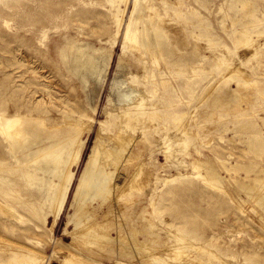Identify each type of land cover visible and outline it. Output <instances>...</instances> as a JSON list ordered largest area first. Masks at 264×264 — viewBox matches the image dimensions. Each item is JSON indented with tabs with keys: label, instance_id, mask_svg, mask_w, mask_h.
<instances>
[{
	"label": "rangeland",
	"instance_id": "rangeland-1",
	"mask_svg": "<svg viewBox=\"0 0 264 264\" xmlns=\"http://www.w3.org/2000/svg\"><path fill=\"white\" fill-rule=\"evenodd\" d=\"M126 1L122 7L123 20H126L132 8L130 0L127 3ZM243 1L245 0H203L201 8L198 9L205 20L200 28L201 31H198L203 35L198 39V44L201 46L200 52L207 56L203 67L201 66L203 71L201 70L198 74L190 73L189 66L185 74L191 78V81L186 83L184 88L180 86V78L171 75L167 89L163 90L159 87L154 98L149 99L151 102H158L159 110L157 114L147 118V121L144 119L143 125L148 124L149 127L142 129V125H136L137 128L133 131L131 128L126 129L136 137L132 147L133 154L139 153V148H144V152L140 157L135 158L134 162L125 163L122 168L132 169L142 163L146 165L143 171H150L152 175L141 177L139 181L142 185L144 184L142 188L140 187L142 191L136 190L134 196L129 197L130 201H127L128 198L124 201L127 207H131V211L135 204L140 205L139 212L145 213L147 222L125 224L128 225V229L132 227L141 229L149 228L150 221L154 223L156 225L154 230L160 235L161 241L152 246L150 254L158 253L168 262L166 264H178L183 255L185 256L183 259L193 257L199 254L198 250L201 248L217 252L220 260L203 257L201 264L244 263L245 254L252 251L262 257L260 264H264V230H262L264 222L259 220L260 215L264 216V210L258 208L254 200L251 201L246 194L247 197L243 192L238 191L234 183L227 182L231 176L245 178L244 181L247 182L246 168L250 164L256 166L254 172H248L250 176L254 177L256 172L262 170L260 175L264 177V154L252 151L248 147L250 145L242 141L245 139L244 134L250 133V130H242L243 128L239 126L241 122H255L264 131V90L261 95L257 93L258 90L264 89V0H246L248 6L245 8ZM187 2L196 3L195 0H187ZM156 5L162 10L158 2ZM27 6L30 4L22 3L19 8L26 9ZM89 10L92 15L87 21L71 22L66 19L58 21L59 32L70 33L79 44L87 45L94 50L96 57L99 58L96 72L87 78L83 77V68L71 69L61 57L42 53L38 41L40 36L26 33L29 29L21 28L23 23L18 15L11 18L10 26L20 30L18 33L20 37L12 39L14 33L9 32L7 37L3 39L0 37V78L8 86L20 85V93H23L22 99L12 96L9 98L10 102L13 104L26 102L29 106L36 105L42 112L46 111L44 114L48 116L46 118L48 124L58 125L53 133H58L61 139L66 140L63 147L68 145L62 155L66 156L63 168L74 173L64 199L63 191H60L63 183L65 185L64 178L49 179L47 174L45 176L42 172H38V180L24 182L21 189L29 194L27 200L31 202L32 208L25 209L21 204H17L14 211L22 217L20 222L7 221L0 215V234L4 233V236L12 242L18 241L22 235L32 237L34 243L30 247L34 254L42 257L40 262L36 261V264H66L64 262L66 256L89 264H117V261H121L122 264H146L147 261L144 262V260H147L148 256L138 257L139 259L125 258L119 255V249L116 246L111 245H108L110 248L106 246L103 253L100 251L95 255H86L83 253L86 247L81 233L93 225L94 219L84 220L78 226L75 222L76 215L72 201L76 180L85 168L98 133L104 137H110L121 123L120 116L117 115L127 107L126 103H120L117 99L112 88V81L114 79L122 81L123 89H142L139 84L142 79L140 62L145 58L140 57L141 53L130 52L131 48L125 43L123 30H116L115 23L110 18L105 19L98 15L97 12H102V8L94 6L89 7ZM251 10L255 12V17L250 16ZM187 18L193 19V16L188 13ZM253 20H261V22L254 24ZM184 22H180L181 25ZM246 29L250 31L248 36L254 41L248 44L249 46H246L241 36ZM211 32L213 37L208 39L207 35ZM47 34L52 37L55 31L51 30ZM179 38L177 36L178 42ZM47 42H49L48 39ZM187 42L188 46L179 50L181 53L191 50L193 41L190 36ZM224 61L230 65H225ZM145 62L147 67L155 69L149 59ZM15 63L17 69L24 72L23 79L27 80L24 84H21V78L9 73ZM163 65L162 59L158 68L160 69ZM159 69L156 70L159 71ZM235 70L237 73L238 70L243 72V76H238L239 78L235 76ZM230 71L233 74H230ZM209 79H213L210 84H208ZM216 83L222 92L227 93L238 89L239 96L237 95L236 98V95H233L230 97L231 100L230 98L227 100L230 104H227L226 100L221 103H225V108H219L221 104H214L209 98L213 92L215 93L214 84ZM173 89L178 91L174 92ZM162 95L164 98L161 97ZM33 96L34 98L41 96L37 104L34 103ZM165 112L168 117H165ZM158 114H163V117L159 118ZM64 115L67 118H62ZM22 121H25V118L19 124ZM173 121L176 122L173 123ZM70 125L73 126L72 130L68 128ZM181 129H186L188 136ZM65 130H70L66 136L63 133ZM166 149L168 156L164 153ZM202 161H207L217 168L221 177L225 179L226 184L223 188H218L212 182L204 183L203 179L197 177L200 170L204 171H201V174L205 175L206 172L205 165L200 163ZM197 163L201 164V167L200 165L197 167L199 172L195 166L193 167ZM32 164L30 163V166ZM230 167L235 169L226 170ZM177 172L190 175L189 179L178 180L173 185L183 188L182 192L177 193L179 204L170 200L171 196L165 193L166 187H163L161 183L167 177L177 175ZM48 181L59 184L51 196L46 195L48 188H40L44 184L48 185ZM136 182L138 180L133 183ZM153 183H156L155 186ZM231 195L234 199H230ZM241 199L249 203L238 204ZM152 203L153 207L149 205ZM237 204L239 207L241 205V210L237 208ZM105 207H98V199H96L86 208L85 214L89 215L93 209H96L97 216H100ZM219 231H223V235L212 241V235ZM176 232L178 235L189 233L191 237H194L191 243L196 246L191 247V250L187 249L190 256L182 254L179 260L175 253H172V249L175 246H181L184 241H180V245L176 243L179 242L178 239H175L176 242H171L177 235ZM169 233H171L170 236ZM143 236L142 234L139 237L142 239ZM54 241H57L56 245ZM110 250L115 253H110ZM174 255L177 261H174ZM168 257L172 260L168 261Z\"/></svg>",
	"mask_w": 264,
	"mask_h": 264
},
{
	"label": "bare ground",
	"instance_id": "bare-ground-1",
	"mask_svg": "<svg viewBox=\"0 0 264 264\" xmlns=\"http://www.w3.org/2000/svg\"><path fill=\"white\" fill-rule=\"evenodd\" d=\"M125 1L126 0H0V37L2 39L7 37L8 32L14 33L12 39L13 37H20L18 36L20 30L16 28L15 30L10 26L11 18L18 15L20 21L23 23L21 28L24 30L26 28L29 29L26 33L37 34L40 36V38L38 37V41L42 48V53H49L53 56L61 57L62 61L65 64H69L71 69L83 68V77L87 78L90 74L96 72V64L99 62V58L96 57L94 50L87 45L79 44L78 40L70 33L59 32L58 21L60 19L70 20L71 22L87 21L92 15L89 7L95 6L103 9L101 10L102 12H97L99 16L105 19L110 18L112 22L115 23L116 30H123L125 43L131 48L130 52H132V54L141 53L140 57H145L141 59L140 62L142 79H140L139 84L142 86V89H123L122 87L124 84L122 81L118 79H114L112 81V88L117 99L120 103H126L127 107L121 110L117 115L120 116L119 122L121 123L118 127H116L110 137H104L98 133L95 145L85 168L76 180L72 207L74 208L76 215V226L84 222V220L94 219L93 225L81 233V238L84 240L86 247L83 249V253L86 255H95L97 252L100 253V251L103 253L105 247L111 245L114 247L116 246L119 249V255L121 254L125 258H142L148 256L147 260H144V262L147 261L148 263L149 261L150 264H166L168 262L163 260L164 258L162 259L158 253L157 255L155 253H151L152 255L150 254L152 246L161 241L160 235L156 234V231L154 230L156 229V225H154V223H151L150 221L148 223L150 226L149 228L145 227L141 229L137 227L128 229V225H126L128 223L138 224V222L141 221L147 222L148 219L146 218L145 213H143V211L139 212L140 205L135 204L133 211H131V207H127L125 205L126 203L124 204V201L127 198V201H130L129 197H133L136 190L137 192L138 190L142 191L141 188L144 184L142 185L139 181L141 177L143 178L145 176L147 177L152 175L150 171H143V168L146 165L142 163L139 166H134L132 169L122 168L125 163L134 162L135 158L140 157L144 152V148H139V153L133 154L132 147L136 141V137L134 134L130 133L131 131L127 132L126 129L131 128L133 131L134 128H137L136 125H142V129H147L149 127L148 124L143 125L144 119L147 121V118L149 119L159 111L157 107L158 102H151L149 99L154 98V96L158 93L159 87H162L163 90L167 89L171 75H175L180 78V86L181 88H184L186 87V83L191 81V78L185 74L186 70L189 69L188 67L190 66L188 71L193 74H198L202 70L203 63H205L207 56L205 57L202 55V52H200L201 46L198 44V39L199 36L201 37L203 35L201 32L199 34L198 31H201L200 28L205 20L201 17L198 9L201 8L203 0H195V4L188 3L187 0H130L129 3L132 6L131 11L126 20H123L122 13L124 10L122 7H124L123 4ZM156 2L159 3L162 10L157 7ZM22 3L30 4V6H27L26 9H20L19 7ZM242 4L244 8L248 6V2L246 0L243 1ZM19 10L20 12L18 13ZM188 13L193 16V19H186ZM250 16L255 17V12L251 10ZM182 21H185V24L182 23L181 25L180 22ZM258 21L261 22V20H253L252 22L256 24ZM253 23H251V25ZM51 30L55 31V34L52 37L47 34ZM2 31H6V33H2ZM249 33L250 31L246 29L243 30V35L240 34L244 39L243 42L247 44H245L246 46H249L248 44L254 42L251 40L252 38L250 39L248 36ZM212 35V32L207 35L208 39H212ZM177 36L180 37L179 42L177 41ZM189 36L193 41L191 50L181 53L179 50L188 46L187 39ZM47 39L49 42H47ZM214 43L216 44V42ZM147 59L153 63L152 67H155V69L146 66L145 61ZM162 59L164 60V65L159 69L158 66L160 65ZM224 62L225 65H230L227 61ZM231 66L229 68H231ZM156 69H159V71ZM236 70L234 73L235 76H243V72L238 70L237 73ZM9 73L11 75L15 74L17 78H21V84L26 83L27 80L23 79L24 72L17 69L16 63L13 64L12 68H10ZM230 74H233V72L230 71ZM213 79H209L208 84H210ZM4 83L5 81L0 78V215H2L7 221L20 222L22 217L18 215V212L14 211L17 204H21L25 209L32 208L31 202H28L27 200L29 194L27 192H23L21 189L24 182H34L38 180V172H42L45 176L47 174L49 179L55 177L64 178L65 181L63 182H65V185L63 183L60 188V191H63L62 198L64 199L72 182L74 173L69 169L66 170L63 168L66 156L62 155L65 147L68 145L63 147V143L66 140L61 139L58 133H53L58 125L56 123L48 124V120L46 119L48 116L44 114L46 111H40V108L36 107V105L29 106L26 102H20L18 104L11 103L9 98H12V96H18L22 99L23 93H20V85L8 86ZM238 85H236V87H238ZM214 86L216 87V90H214L215 93L213 92L211 97H209L211 98L212 103L221 104L233 95H236L235 97L237 98L238 89L230 90L226 93L220 91L218 83L214 84ZM206 89L207 88H205V90ZM262 90L264 89L258 90L257 93L260 95L263 94ZM176 91L174 90V92ZM207 94L209 95L210 93L208 92ZM40 97L41 96H37L34 98L33 96L35 104L40 101ZM161 97L164 98V95ZM235 97L233 98L237 102ZM228 103L229 101H227V104ZM224 104L225 103L221 104L219 108H225L226 106L224 107ZM231 104H233V102ZM166 116L168 117L165 112V117ZM210 116L212 115L210 114ZM155 117L157 118V116ZM160 117L162 118L163 114L159 115V118ZM24 118L25 121H22L19 124V122ZM62 118H67V116L64 115ZM50 121L53 122L52 120ZM175 122L173 121V123ZM183 125L184 124H182V126ZM239 126L241 129L243 128L242 130H250V133L244 134L245 139L242 141L244 143H248L250 145L248 147H250L252 151H258L264 154V131H262L263 129L259 126V124H256L255 122H241ZM68 128L72 130L73 126L70 125ZM70 130H65L63 132L65 136L69 134ZM181 130H183V132L187 135L186 129ZM241 136L242 135H240V137ZM164 153L168 156L167 149ZM196 153L199 154V152ZM207 161L200 162L205 165V175L201 174V171L203 170H200V173H197V177L203 179L204 183L205 181L206 183L212 182L218 188H223V185L226 184L224 182L225 179L221 177L217 168ZM195 162H197L196 159ZM30 163H33L32 166H30ZM49 164L52 165L49 166ZM199 165L201 167V164L199 163L194 164L193 167L195 166L197 168ZM31 167L33 169H31ZM255 168V164L247 166V182L244 181L245 178L242 179L238 176H231L227 182L231 184L234 183L238 191L243 192L244 195L246 194L251 201L254 200V203L258 206V208H262L264 210V177L260 175L262 170L256 172L254 177L248 174V172H254ZM233 169L235 168L230 167L226 170ZM197 170L199 172L198 168ZM228 174H230V172ZM189 177L190 175L177 172V175H172L167 178L164 177L166 179H164L163 182L161 181L162 186L166 187L165 193L168 194V196H171L170 200L172 199L175 204H179V195L177 193L182 192L183 188L174 187L173 185H175V182L178 180L189 179ZM136 180H138L139 183H133ZM48 182V185L44 184L40 188H48V193L46 195L51 196L52 193L56 191L59 184L50 183V181ZM154 184L156 183H153V186H155ZM215 189L217 190V188ZM96 199H98V207L100 206L101 208L106 206L100 213V216H97L98 213L96 209H93V212L89 215L85 214L86 208ZM230 199H234L233 196L232 198L230 197ZM136 201L139 202V200ZM246 203L249 202L241 199L238 204ZM149 205L153 207V203ZM237 208L241 210V205L240 207L238 205ZM259 220L264 222V216L260 215ZM3 225L5 226V224ZM262 230H264V228ZM223 231L213 234L211 240L213 241L221 237L223 235ZM111 232L114 234L111 235ZM142 234L144 236L141 239L139 236ZM170 234L171 233H169V236ZM176 234L178 235L177 232ZM177 235L173 237L174 240L171 242H176L175 239H178L177 241H179L176 242L177 245L181 244L180 241L184 242L181 246L174 245L175 247L172 249L173 252H171L175 253L177 260H179L178 258H180L179 256L182 254L190 256L187 249L191 250V247L196 246H193L194 244L191 243L192 238L194 237H191L189 233ZM33 243L34 239L28 235H22L18 241L12 242L4 236V233H1L0 264H36V261L40 262V258L42 257L34 254L30 247ZM56 244L57 241H54V245ZM198 246L200 248V245ZM192 249L195 250L194 248ZM198 252L199 254L197 253L190 258L187 257V259H183V257H185L183 255L178 264H201V262H203V257H207V259H217L219 257L217 252L207 248H201ZM110 253L113 254L115 252L110 250ZM245 255L246 259L244 263L240 264H260L262 257L258 255L257 252L252 251ZM171 256H173V254H171ZM70 257H65L64 262L66 264H89L83 261H78V259L75 260L74 257ZM176 258L174 261H177ZM167 260L170 261L172 259L169 260L168 257ZM217 260L220 261L219 258ZM117 264L122 263L121 261H117Z\"/></svg>",
	"mask_w": 264,
	"mask_h": 264
}]
</instances>
